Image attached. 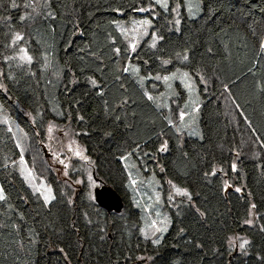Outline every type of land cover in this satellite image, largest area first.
<instances>
[{"label":"trees","instance_id":"obj_1","mask_svg":"<svg viewBox=\"0 0 264 264\" xmlns=\"http://www.w3.org/2000/svg\"><path fill=\"white\" fill-rule=\"evenodd\" d=\"M202 1L198 16L182 7L179 25L172 9L162 11L156 47L147 39L133 52L120 24L151 0H0V103L25 112L20 123L37 137L50 122L70 124L91 159L74 164L75 187L51 174L56 198L45 205L0 123V264H264V0ZM16 34L24 39L13 45ZM21 48L31 64L19 60ZM130 62L141 65L138 77ZM179 70L210 82L199 87V136L177 131L159 102L163 77ZM178 90L183 105L189 90ZM249 141L258 155L243 149ZM134 167L191 192L177 200L158 245L141 233ZM97 178L122 195L120 213L96 203Z\"/></svg>","mask_w":264,"mask_h":264},{"label":"rangeland","instance_id":"obj_2","mask_svg":"<svg viewBox=\"0 0 264 264\" xmlns=\"http://www.w3.org/2000/svg\"><path fill=\"white\" fill-rule=\"evenodd\" d=\"M174 6L175 11H173V14L175 18H179L183 6H185L191 16H198L203 12L202 0H169V11L171 9L173 10ZM161 12L162 10L157 7L155 15L158 19H153V16L148 12L138 11L132 19L120 24V28L130 46L132 44L138 46L142 41L147 39H150V44H157L160 41L161 38L157 33L156 21L159 20ZM147 20L152 21L151 27L142 23ZM130 66L133 76L138 77L141 72V65L136 62H130ZM137 68H139V72L136 71ZM185 72L188 73V76L183 75ZM173 75L174 78L168 81V89L166 91L164 90L165 92L162 91L158 93V97L160 98L159 102L166 107L172 124L180 129L181 134L185 135L187 132L193 137L199 136L201 133L199 87L202 84L208 85L210 83L209 79L202 74L195 75L187 70L173 72L169 77H173ZM199 77H203V79ZM182 86L189 90V98L187 102H183V105H181L177 98H174L179 93L178 88H182ZM198 99L199 101H197ZM188 102L191 106L188 105ZM181 112L185 113L183 120L180 119ZM25 114L26 113L19 107H5L0 103V123H6L9 129L12 130L16 142L22 151V159L17 163L18 171L31 187L40 189L41 191H44L45 187L52 188L50 183L51 174L55 175L58 180L65 184H69L73 187L78 185L77 181L82 180L79 178L72 179V168L77 161L86 162L91 159L87 155L85 146L79 141L72 126L70 124L60 125L50 122L47 126L45 137H37L35 133L28 132L20 123L19 117ZM230 116L232 119H235L233 113H231ZM49 128H51V131H49ZM251 145H255L253 141H249V145L242 147L244 150L253 152V155H258L257 152L253 151ZM77 152L80 153L79 156H77ZM53 153H55V156H53ZM60 160H63L64 163L61 164L59 162ZM132 168H130L129 172L131 181L136 180L137 183L135 185L131 183L136 192L131 198L134 208L137 207V205H139V208H144L141 216L143 224L142 230L147 231L151 235L153 232L152 222L156 221L157 227L166 226L168 231L172 221L171 213L178 207L177 200L181 198V196L176 195L173 185L186 188L191 194L189 188L183 187L175 182L166 184L162 181L159 174L151 173L148 175L145 174L147 170L145 171L139 168L137 170L136 167H134L132 171ZM236 168L235 166L233 170H236ZM65 172L68 173L67 176L64 175ZM96 185L98 186L99 182L94 181L93 188H95ZM227 185L232 186L228 180ZM237 188L239 187L235 186V189ZM170 196L172 199H169ZM157 197L159 198L158 201ZM254 221L255 217L252 211L250 222ZM167 231L156 233L152 239L158 236L161 240ZM142 236L144 237L143 234Z\"/></svg>","mask_w":264,"mask_h":264},{"label":"snow or ice","instance_id":"obj_3","mask_svg":"<svg viewBox=\"0 0 264 264\" xmlns=\"http://www.w3.org/2000/svg\"><path fill=\"white\" fill-rule=\"evenodd\" d=\"M146 3H147V0H146ZM27 6L28 5H26V7ZM11 7L12 8H17L18 5L13 2L11 4ZM157 7L160 8L163 12L167 13L169 11V0H151V3L149 4L148 7H136L134 10L135 11H139V12H148L149 14H151L153 16V19H158V17L155 15V12H156V8ZM117 11H119V9H117ZM173 11H175V6L173 7ZM48 15L51 16L52 15L51 12H49ZM20 19L23 20L24 17H20ZM142 23L148 25L149 27L152 26V21L151 20H147V21H144ZM180 23H181V21H180L179 18L175 19V24L176 25H179ZM23 39H24V37L22 35L16 34L15 37H14V39H13V41H12V43H13V45H15L16 41H20V40H23ZM136 47H137L136 44H132L131 45V50L133 52H135L136 51ZM151 47L155 48L156 47V44L153 43L151 45ZM20 52L22 54L19 55V60L21 62H26L28 64H31L32 61H33V57L31 56V54H29L28 50L26 48H21L20 49ZM115 52L117 54H119L120 49L119 48H116L115 49ZM184 59L187 60L188 59V56L185 55L184 56ZM164 63L167 64V63H169V61H164ZM123 71L127 72L128 71L127 67L124 68ZM136 71L139 72V68H137ZM0 74H2V73H0ZM174 75H173V77L164 76L163 77V80L167 82L169 79L174 78ZM183 75L184 76H188V73L185 72V73H183ZM149 78H152L154 80H160L161 79V77L159 75H156L155 77H149ZM199 78L200 79H203V77H199ZM91 82L93 83V85H95V83H96L94 80L91 81ZM145 95H146V97H147V99L149 101H151L153 99V97L150 94H147L146 93ZM124 103L127 104L128 102L125 101ZM184 116H185V113L184 112H181L180 113V119L183 120L184 119ZM80 119H83V117H81ZM171 123L172 122L169 121V124H171ZM9 131H11V129H9ZM49 131H51V128H49ZM177 131H180V129L177 128ZM135 148H136V150H139L140 149L139 143H136ZM166 148H167V144L165 142L164 145L161 147L160 150L161 151H164V150H166ZM76 154H77V156L80 155L79 152H77ZM127 155L128 156H134V155H136V152L134 151V152L128 153ZM145 155H148V153H145ZM53 156H55V153H53ZM21 159H22V157H21ZM121 159H127V156H122ZM59 162L61 164L64 163L63 160H60ZM233 168H235V165H233ZM64 175L67 176L68 173L65 172ZM89 180H91V176H89ZM77 183H82V181H77ZM131 183L133 185H135L137 183V181L136 180H132ZM168 183L169 184H172V181H169ZM173 187L175 188L176 195L181 196V197H187L189 199V201L191 200V194L188 192V190L186 188H182V187L175 186V185H173ZM236 191L239 192L240 189L237 188ZM33 194L34 195H39V197L42 198V201H43V203L45 205L50 204L56 198L55 197V194L53 192V189L51 187H45L44 191H41L40 189H35V191H34ZM169 199H172V197L170 196ZM6 200H7V196H6V193L4 191V188H3V186H0V202H4ZM158 200H159V198L157 197V201ZM137 207H139V205H137ZM252 207L255 208V205H252ZM197 211H199V210L197 209ZM201 215H203V213H201ZM247 223H251V222L250 221H247ZM152 228H153V232H152L151 235L147 231L141 230L142 231V234L145 237V239H152V237L155 236L156 233H163V232L167 231V227L166 226L165 227H157L156 221H153L152 222ZM160 242H161V240H160V238L158 236L155 239H152V243H154V244H157L158 245V244H160ZM231 242L232 241H230V243ZM248 243H249V241L246 240V239H244L243 242L239 246H240L241 249H243L245 247V245H247ZM141 259H143V258H141Z\"/></svg>","mask_w":264,"mask_h":264},{"label":"water","instance_id":"obj_4","mask_svg":"<svg viewBox=\"0 0 264 264\" xmlns=\"http://www.w3.org/2000/svg\"><path fill=\"white\" fill-rule=\"evenodd\" d=\"M97 180L99 185L94 188V197L98 206L108 213H120L125 206L122 195L111 185Z\"/></svg>","mask_w":264,"mask_h":264},{"label":"crops","instance_id":"obj_5","mask_svg":"<svg viewBox=\"0 0 264 264\" xmlns=\"http://www.w3.org/2000/svg\"><path fill=\"white\" fill-rule=\"evenodd\" d=\"M197 101H199V99L197 100ZM200 103H201V101H200ZM196 104V103H195ZM193 107V106H192Z\"/></svg>","mask_w":264,"mask_h":264}]
</instances>
